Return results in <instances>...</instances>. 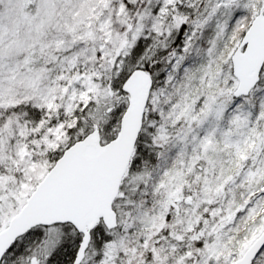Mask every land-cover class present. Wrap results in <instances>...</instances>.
<instances>
[{
    "label": "snow or ice",
    "instance_id": "snow-or-ice-1",
    "mask_svg": "<svg viewBox=\"0 0 264 264\" xmlns=\"http://www.w3.org/2000/svg\"><path fill=\"white\" fill-rule=\"evenodd\" d=\"M0 264H264V0H0Z\"/></svg>",
    "mask_w": 264,
    "mask_h": 264
}]
</instances>
